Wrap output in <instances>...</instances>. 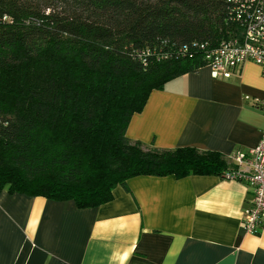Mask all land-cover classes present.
Instances as JSON below:
<instances>
[{"label": "trees", "instance_id": "1", "mask_svg": "<svg viewBox=\"0 0 264 264\" xmlns=\"http://www.w3.org/2000/svg\"><path fill=\"white\" fill-rule=\"evenodd\" d=\"M227 0H0V193L78 208L138 175H215L221 152L126 135L152 90L241 29ZM240 180V179H239Z\"/></svg>", "mask_w": 264, "mask_h": 264}, {"label": "crops", "instance_id": "2", "mask_svg": "<svg viewBox=\"0 0 264 264\" xmlns=\"http://www.w3.org/2000/svg\"><path fill=\"white\" fill-rule=\"evenodd\" d=\"M259 65L228 78L208 66L152 90L126 135L161 149L193 146L230 162L264 132ZM107 203L78 208L21 193H0V264H264V217L246 232L247 183L215 175H138Z\"/></svg>", "mask_w": 264, "mask_h": 264}, {"label": "built area", "instance_id": "3", "mask_svg": "<svg viewBox=\"0 0 264 264\" xmlns=\"http://www.w3.org/2000/svg\"><path fill=\"white\" fill-rule=\"evenodd\" d=\"M226 19L241 29L233 36L222 39L212 48L205 49L204 61L212 77L228 78L246 61L259 65L264 75V0H227ZM253 105L264 111V98L254 99ZM236 168L227 179L247 183L252 198L244 213V228L248 233L257 231L264 217V132L259 142L247 151L231 156Z\"/></svg>", "mask_w": 264, "mask_h": 264}]
</instances>
